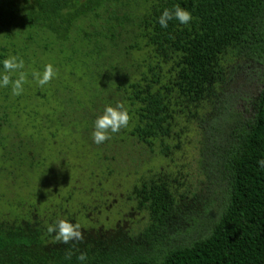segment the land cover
Returning <instances> with one entry per match:
<instances>
[{
  "label": "trees",
  "instance_id": "16d2710c",
  "mask_svg": "<svg viewBox=\"0 0 264 264\" xmlns=\"http://www.w3.org/2000/svg\"><path fill=\"white\" fill-rule=\"evenodd\" d=\"M86 21L91 32L77 25ZM0 28L25 45L19 62L26 67L8 82V56L0 49V102L14 80L34 87L16 100H24L27 122L13 136L18 171L44 167V146L73 136L81 164L89 147L97 169L113 145L164 162L179 148L168 141L181 118L212 107L207 127L199 126L200 164L213 155L229 180L219 220L189 245L156 256L112 257L71 242L46 251L27 213L22 222L0 216V264H264V0H0ZM241 58L262 67L251 117L219 98L227 68ZM136 189L151 210L149 230L162 226L175 207L163 173Z\"/></svg>",
  "mask_w": 264,
  "mask_h": 264
},
{
  "label": "rangeland",
  "instance_id": "374dc122",
  "mask_svg": "<svg viewBox=\"0 0 264 264\" xmlns=\"http://www.w3.org/2000/svg\"><path fill=\"white\" fill-rule=\"evenodd\" d=\"M88 24L86 21L77 25L91 32ZM41 42L38 38V43ZM30 44L32 41L26 45ZM23 45L15 33L0 28V49H5L8 56L5 61L8 82L14 77V70L26 69L19 62L25 56L21 51ZM261 69L248 58L231 63L219 92L220 101L251 117L263 88ZM20 83L12 81L7 102H0V118H3L0 119L3 145H0V216L10 221L22 216L18 218L22 222L28 213V222L37 224L41 230L46 251L71 242L78 247L90 245L112 257L137 252L156 256L160 251L189 245L214 227L229 200V180L218 168L213 155H207L200 164L199 126L207 127L214 112L212 107L196 116L189 113L181 118L178 134L168 141L171 147L179 145V148H173L164 162L144 156L134 147L126 146L122 152L111 145L109 151L101 154L103 158L107 156V161L99 162L93 156L102 167L97 169L90 163L89 147L81 151L86 155L82 162L86 165L81 164L77 156L79 137L73 136L68 143L61 137L58 145L44 146V167L18 171L13 159L18 146H14L13 136L24 129L27 122L20 112L25 102L22 99L19 104L16 100L31 95L34 88L32 82L27 89L19 87ZM5 105L10 107L6 111L2 110ZM48 107L49 104L42 110L46 113ZM162 173L174 193L175 207L170 208L171 216L162 226L159 223L149 230L151 210L148 202L136 194V188L142 179ZM69 196L71 199L66 203L65 198Z\"/></svg>",
  "mask_w": 264,
  "mask_h": 264
}]
</instances>
